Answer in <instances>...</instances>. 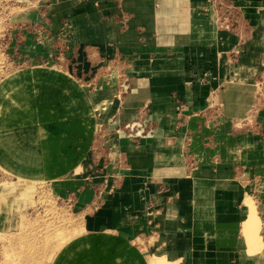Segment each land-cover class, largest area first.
<instances>
[{"label": "crops", "instance_id": "crops-1", "mask_svg": "<svg viewBox=\"0 0 264 264\" xmlns=\"http://www.w3.org/2000/svg\"><path fill=\"white\" fill-rule=\"evenodd\" d=\"M232 1L247 36L218 28L212 0H47L18 21L45 28L41 59L63 43L72 70L92 80L100 148L85 163L97 174L81 164L62 191L89 240L138 264H264L263 235L250 253L242 234L249 200L264 219V108L247 121L264 0Z\"/></svg>", "mask_w": 264, "mask_h": 264}, {"label": "rangeland", "instance_id": "rangeland-1", "mask_svg": "<svg viewBox=\"0 0 264 264\" xmlns=\"http://www.w3.org/2000/svg\"><path fill=\"white\" fill-rule=\"evenodd\" d=\"M212 2L221 31L249 34L240 4ZM46 3L0 0V264H138L123 247L89 240L84 213L62 191L65 180L81 177V164L99 152V107L87 108L92 80L79 76L75 64L72 70L73 57L64 55L63 43L55 44L62 52L58 58L41 59L38 54L50 46L45 28L18 22ZM260 45L261 74L252 85L257 105L249 122L264 108V39ZM95 165L86 164L85 173L96 175ZM247 204L250 219L242 234L254 253L263 241L264 219L253 200ZM150 261L167 264L158 257Z\"/></svg>", "mask_w": 264, "mask_h": 264}]
</instances>
